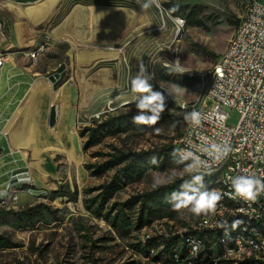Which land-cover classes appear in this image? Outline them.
Masks as SVG:
<instances>
[{"label":"rangeland","instance_id":"rangeland-1","mask_svg":"<svg viewBox=\"0 0 264 264\" xmlns=\"http://www.w3.org/2000/svg\"><path fill=\"white\" fill-rule=\"evenodd\" d=\"M250 1L159 0L160 7L152 4L144 9L147 0H58L55 14L38 25L8 13L11 9L27 10L29 4L17 8L0 1L13 53L29 57L44 46L38 58L29 57L37 70L52 73L60 63L71 68L73 83L78 86L75 130L87 173L80 186L77 166L64 152L58 158V179L50 180L45 195L32 199L22 194L18 206H0V264H154L162 250L154 238L181 236L197 224L201 215L183 208L174 210L175 202H166L174 192L188 190L181 186L194 172L185 170L188 163L176 151L189 114L179 103L200 100L208 82L202 76L227 49ZM176 17L183 18L185 24L175 37ZM106 48L112 49L111 53L102 52ZM164 54H173L184 70L195 72V84L185 85L187 75L165 67L161 63ZM141 64L152 90L164 95L166 108L155 125L133 122L141 111L137 100L148 95L134 93L131 88ZM0 84V97L5 94L2 109L13 93L8 92L6 76ZM26 90L24 86L13 98L16 103L5 113V120ZM226 110L229 122L236 125L239 112ZM144 112L153 115L149 109ZM171 144L174 150L154 157L156 163L153 158L138 161L131 175L116 177L130 162L131 153ZM3 146L6 142L1 138L0 148ZM28 152L27 169L33 174L36 159ZM16 166L0 156V189ZM154 177L171 182L153 188ZM172 184L177 190L165 193L163 201L146 195ZM109 186L116 188L111 197L105 191ZM76 187L77 199L64 196Z\"/></svg>","mask_w":264,"mask_h":264},{"label":"built area","instance_id":"built-area-1","mask_svg":"<svg viewBox=\"0 0 264 264\" xmlns=\"http://www.w3.org/2000/svg\"><path fill=\"white\" fill-rule=\"evenodd\" d=\"M2 18L6 17L0 12V83L4 64L8 61L15 63L13 54H1V47L9 46V26L2 25ZM174 23H181L184 27L185 20L176 17ZM29 57L32 59L34 56ZM217 61L218 71L203 76L208 82L199 102L190 105L179 103L189 113L199 112L201 122L190 123L189 117L177 146L186 155L199 158V165L192 166L194 172L204 174L205 168L218 169L222 180H229L230 183L231 178L238 175H262L264 179V0H253L252 9L244 10L241 23L236 25L231 46L227 47ZM166 64H171L174 70L177 67V58L175 57V63ZM178 66L182 69L179 63ZM183 72L190 73L188 70ZM10 78L9 75L8 85L11 84ZM4 96L5 94L0 97V103ZM228 105L242 106L244 123L233 125L229 122L226 110ZM213 145H219L220 151H214ZM13 162L17 166L9 172L8 188L0 189L4 192L2 205L18 206L22 194H37L36 189L21 191L19 175L25 170L19 166L18 160L14 159ZM12 196H19V203H12ZM235 200L243 199L237 197ZM219 206L223 205L218 203ZM238 214L264 217V194L255 202H249V207L235 208L234 215ZM234 215L232 218L215 221L213 226H202L198 221L191 230L203 228L205 242L213 240L214 236H205V228L217 227L219 222H226V226L231 225L234 223ZM231 240V248L240 249L242 241H248V238ZM166 251L174 255L179 250L175 245H169V239H166ZM186 252L197 253L191 244ZM263 252L264 244H257L254 257L264 260Z\"/></svg>","mask_w":264,"mask_h":264},{"label":"bare ground","instance_id":"bare-ground-1","mask_svg":"<svg viewBox=\"0 0 264 264\" xmlns=\"http://www.w3.org/2000/svg\"><path fill=\"white\" fill-rule=\"evenodd\" d=\"M0 1H8L15 7L29 4L30 7L27 10L11 9L8 13L13 16L29 19L32 23L38 25L51 19L55 14V3L58 0H47L44 2H42V0ZM252 7L253 0L250 1L245 10H251ZM238 23H241V16ZM2 25L9 26L6 18H2ZM182 27L183 24L174 23V28L176 30L175 37L178 36ZM232 42L233 36L228 46H231ZM43 49L44 46L38 47L28 55L34 56L32 59H36L41 55ZM111 50L110 48H106V50L102 52L111 53ZM1 54H13V51L10 50L9 46H4L1 47ZM177 62L181 65L178 58ZM161 63L164 66L168 65V67L172 68L171 64L166 63H175V57L173 54H164L161 57ZM215 71H218V61L205 75H212ZM176 72L187 75L188 77L196 76L193 71H190L189 74H187V72ZM13 88L14 86L9 84L8 92L10 93ZM61 98L67 101V106L62 113L59 123L52 129L51 133L47 136H42L40 133L34 135L25 134L24 128L27 121H37L43 105L51 104L54 100H60ZM70 98L69 92L64 94L61 88L54 91L49 88L47 81H42L41 79L37 80L33 83L22 110L16 112L10 119L8 123V136L11 146L15 149H22L25 156L30 155V152H28L30 150L32 152V158L36 159V161L32 163V167L35 170L33 174L26 168V170L19 175V183H22L21 191L34 190L36 183L39 186L50 185L48 176H55L56 174V165L53 161V152L55 151H63L71 157L77 166L78 184L80 186L85 184L87 173L83 167L80 136L73 124L75 107L71 105V102L74 100ZM197 102L199 101H184L181 102V105H190ZM228 108L236 109L240 114L238 123H244V109L242 106L228 105ZM176 151L178 156L186 161L188 165H199V158L197 156L186 155L179 146H176ZM196 173L202 174V172ZM204 175H215L217 177L216 186L211 191H218L223 194V199L219 202V204L223 206H217V213L214 216L211 214L204 216L202 214L199 219L202 226H213L215 221H221L222 218H232L235 208L249 207V202L245 200H235L229 196L232 194L234 188L229 180H222L220 177V170L205 168ZM254 176L262 179V175ZM6 188H8V181L6 186L2 189ZM2 199H4V192L0 190V206H2ZM12 203H19V196H12ZM237 221L239 223L236 227H233V224L226 226V222H219L217 227L205 228V236H214L213 240H207V242L204 240L203 228H194V230L190 228L184 233V236L170 237L169 245H175V248L179 250L174 255L166 251V241L164 242L160 237L154 238L155 241H158V245L161 246L162 249L160 255L154 258V264H264V260H259V258L254 257L257 244H264V217H257L254 214H238L234 215V222ZM245 238H248V241H242V247L240 249L231 248V239ZM190 244L193 246L194 250H196V254H189L186 252V248H189ZM212 261L214 262L212 263Z\"/></svg>","mask_w":264,"mask_h":264},{"label":"crops","instance_id":"crops-1","mask_svg":"<svg viewBox=\"0 0 264 264\" xmlns=\"http://www.w3.org/2000/svg\"><path fill=\"white\" fill-rule=\"evenodd\" d=\"M13 60L15 63L8 61L2 67V76H6L8 80V76L10 75L11 78L9 83L14 86L13 90L10 93H13L11 101L7 102L4 107L1 109L2 101L0 103V125H2L0 129V139H5L6 147L0 148L1 155L8 158V161H13L14 159L18 160L19 166L26 170L27 165V158L25 157L23 151L21 149H14L9 141L8 136V123L10 119L14 116V114L18 111L22 110L23 105L25 104V100L31 90V87L34 82L37 80L47 81L49 84V88L52 90L63 89L64 94L66 92L70 93V99L74 100L71 102V105L75 107V114H74V127L76 122V98L78 92V86L73 83V73L71 72V68L66 63H60L58 67H56L52 73L46 72L42 73L36 69L34 60H30L28 56H23L17 53H13ZM16 64V65H15ZM17 66V67H15ZM24 86H27V90L25 95L22 99L17 103L16 109L13 111L12 115L5 120V113L13 106L16 101L13 99L15 96L22 92ZM67 101L63 98L60 100H54L51 104H45L41 107V112L39 119L37 121L28 120L26 126L24 128L25 134H36L40 133L42 136H47L51 133L52 129L59 123L62 113L64 112ZM12 124V123H11ZM60 154V157L64 155L63 151H55L53 152V161L57 158V154ZM59 157V158H60ZM56 168H55V176H48V181L51 183V179H58V165L54 161ZM14 168V167H13ZM12 168V169H13ZM34 176V175H33ZM36 191H45L48 186H39L37 183L35 185Z\"/></svg>","mask_w":264,"mask_h":264},{"label":"clouds","instance_id":"clouds-1","mask_svg":"<svg viewBox=\"0 0 264 264\" xmlns=\"http://www.w3.org/2000/svg\"><path fill=\"white\" fill-rule=\"evenodd\" d=\"M152 4L160 7L159 0H147L146 3L142 4V7L148 9ZM172 10L175 11L176 9L173 8ZM165 67H168V65H165ZM145 70V66L141 64L140 74L131 80V88L134 93H148V95L137 100L136 106L141 111L140 114L133 117V122L136 124L155 125L161 118L160 114L165 110L166 105L164 103V95L159 91H153L152 85L148 83L149 77H143ZM174 71L183 72L184 70L179 68L177 62V67ZM146 109H149L153 115H147L144 112ZM189 117L191 118L190 120ZM185 119L189 120L190 123L199 124L201 122V114L197 111H192L185 116ZM156 131L159 132V129H156ZM212 148L214 151H220L219 145H213ZM225 155H227V152ZM152 162L156 163L155 158H153ZM185 170L190 172L192 166L188 165ZM167 182H171V180L154 177L153 188H157L160 184ZM231 184L234 188V193L230 194L232 199L239 197L247 202H255L261 194H264V179L254 175H238L235 178H231ZM192 185H199V187H192ZM181 187L191 188V194L189 191L174 192L172 194V201L175 202L173 203L174 210L188 209L196 216L202 214L204 216L216 215L217 206L223 199V194L218 191L205 189L202 175L194 176L191 182H185ZM238 223V221L234 222L233 227H236Z\"/></svg>","mask_w":264,"mask_h":264},{"label":"trees","instance_id":"trees-1","mask_svg":"<svg viewBox=\"0 0 264 264\" xmlns=\"http://www.w3.org/2000/svg\"><path fill=\"white\" fill-rule=\"evenodd\" d=\"M183 83L185 85L192 86V85L195 84V81L192 79V77H188V78L184 79ZM117 125L118 124H116V126ZM81 135H82V133H81ZM169 150H174L173 144H171L170 146L164 147V148H160V149L141 151L139 153H134V152L131 153L130 156H129L130 157L129 158L130 162L125 167H123L120 170H118V172L116 173V177L121 179V178L126 177L128 175H131L134 172V167L136 166V163L138 161H143V160H146L148 158H154V157H157V156L167 155L166 153ZM59 156H60V154L58 153L57 154V158H56V163L58 165H60V162H59V159H58ZM196 175H202L203 176V184H204V188L205 189L211 191V190H213L215 188L216 181H217V177L215 175H204V174L192 172L188 176L190 178L189 182H191L193 180V177L196 176ZM192 187H199V185H192ZM187 189H188L187 191H189L190 194H191V188L187 187ZM176 190H177V186L175 184H172V185L160 187L158 190H154V191H152V192H150V193H148L146 195L150 196V197H152L154 199L157 196H159L160 197V201H163L164 200L163 197L165 196V193L170 194V193H173ZM202 190H204V189H202ZM105 191H106V194L108 195V197H111L112 195L115 194L116 188H113L112 186H109V187H106ZM78 193H79V189H78V187H76L74 192L70 191L69 194H64V196L69 197L70 200H73V199H77ZM42 195H45V191L37 192V194L34 197H32V199L37 198V197L42 196ZM171 201H172V199L170 197H168L166 199V202H171ZM163 241L165 242L166 240L163 239Z\"/></svg>","mask_w":264,"mask_h":264},{"label":"water","instance_id":"water-1","mask_svg":"<svg viewBox=\"0 0 264 264\" xmlns=\"http://www.w3.org/2000/svg\"><path fill=\"white\" fill-rule=\"evenodd\" d=\"M0 154H1V151H0Z\"/></svg>","mask_w":264,"mask_h":264}]
</instances>
